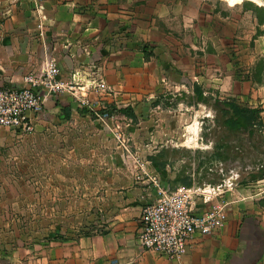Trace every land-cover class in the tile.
I'll use <instances>...</instances> for the list:
<instances>
[{
  "label": "crops",
  "instance_id": "0c3cea01",
  "mask_svg": "<svg viewBox=\"0 0 264 264\" xmlns=\"http://www.w3.org/2000/svg\"><path fill=\"white\" fill-rule=\"evenodd\" d=\"M176 3L0 0V86L25 85V77L40 75L49 60L55 61L63 84L81 73L74 88L48 96L33 132L13 130L23 138L30 158L43 164L48 181L44 197H50L45 204L59 207L60 235L43 240V264H264V177L221 189L213 205L223 206V220L211 233L196 234L180 260L143 249L140 216L144 204L157 196L149 179L155 167L143 179L147 171L136 162L132 166L126 152V129L120 130L124 141L118 145L116 134L122 133L110 124L114 117L102 120L99 115L106 112L88 106L93 96L116 101L133 91L147 93L163 80V74L155 77L147 70L150 59L141 44H128L131 34L125 29L154 52L155 43L173 40L156 19L164 22L177 13ZM58 101L72 106L70 118L62 117ZM83 109L94 113L90 122L80 115ZM102 147L106 153L98 157ZM62 227L84 232L63 235ZM10 253L14 260L21 251Z\"/></svg>",
  "mask_w": 264,
  "mask_h": 264
},
{
  "label": "rangeland",
  "instance_id": "374dc122",
  "mask_svg": "<svg viewBox=\"0 0 264 264\" xmlns=\"http://www.w3.org/2000/svg\"><path fill=\"white\" fill-rule=\"evenodd\" d=\"M177 1V13L164 22L156 19L171 31L173 40L154 41L156 49L146 64L151 75L163 74V80L150 85L147 93L135 95L139 92L133 91V95H118L116 101L101 94L93 96L88 106L100 112L112 105L134 107L136 118L119 116L110 124H116L120 134L126 129L125 141L123 133L116 134V140L125 142L132 166L136 162L147 171L143 179L149 178L151 165L155 167L149 179L156 192V184L167 188L189 183L233 187L248 178L255 161L264 157V148L257 147L264 140V122L255 134L229 132L222 124L220 107L213 103L215 98L231 99L260 108L264 121V0ZM125 30L131 34L129 45L143 43L134 39L133 30ZM196 84L212 97L209 103L190 105L176 100V94L192 92ZM157 98L161 102L154 104ZM82 114L88 122L93 118L91 112ZM108 118L112 117L102 120ZM223 143L232 145L227 160H223V148H217ZM106 150L102 147L97 156L105 155ZM34 161L22 137L12 129H0V264H43V240L60 235V228L56 229L59 207L52 206L53 210L45 204L50 200L43 192L48 181L43 164ZM55 197L53 203L58 205L59 197ZM61 231L68 236L84 232L65 227ZM12 250L21 251L18 260H13Z\"/></svg>",
  "mask_w": 264,
  "mask_h": 264
},
{
  "label": "built area",
  "instance_id": "2783aa9c",
  "mask_svg": "<svg viewBox=\"0 0 264 264\" xmlns=\"http://www.w3.org/2000/svg\"><path fill=\"white\" fill-rule=\"evenodd\" d=\"M80 74L75 72L73 83L63 84L58 78L55 61L49 60L40 75L30 73L25 77V85L0 86V129H12L22 134L33 132L48 96L74 88ZM99 116L104 119L109 113ZM156 185V198L142 207L139 243L143 249L180 260L196 234L211 233L223 220V206L213 205L221 188L212 184L176 188Z\"/></svg>",
  "mask_w": 264,
  "mask_h": 264
},
{
  "label": "trees",
  "instance_id": "16d2710c",
  "mask_svg": "<svg viewBox=\"0 0 264 264\" xmlns=\"http://www.w3.org/2000/svg\"><path fill=\"white\" fill-rule=\"evenodd\" d=\"M256 8L261 10L263 9L258 6H256ZM262 21L263 19H261V22ZM140 48L145 55V58L147 59L154 54L153 51L149 49L148 44L146 43L141 44ZM175 97L178 102L188 101L187 103H189L190 105L197 103H209L212 99V97L210 95H207L198 84H196L192 92L181 91L176 94ZM160 102V98L154 100V104H159ZM57 103L59 106H61L62 117L70 118L72 113V106L70 104H62L59 101ZM166 104L169 105L170 102H167ZM213 104L217 107H220L222 111V124L229 132L244 133L248 131L250 134H255L256 132L260 131L261 127L263 126L264 121L261 116L263 110L260 108L244 106L231 99L218 100L217 98H215ZM85 112L86 110H81V113ZM103 112H108L114 118L119 116H127L129 118L137 117V113L134 107H132L131 105L125 107L112 105L111 108L109 107L107 109H104ZM91 114L94 116V113ZM263 141L264 140H262L260 144H258V148H264ZM217 148H223V160H227L231 157L229 155L232 148V145L230 143L220 144L219 146H217ZM218 155L221 156L222 153L219 152ZM260 158L261 159L255 161L254 170L250 172V176L242 180L240 184H246L247 182L255 181L264 177V157ZM181 171L182 173L186 172V169L184 168ZM190 185H192V183H189L187 186Z\"/></svg>",
  "mask_w": 264,
  "mask_h": 264
}]
</instances>
